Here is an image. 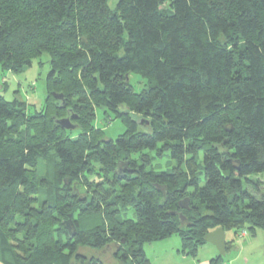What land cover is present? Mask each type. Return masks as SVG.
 <instances>
[{
	"label": "trees",
	"instance_id": "obj_1",
	"mask_svg": "<svg viewBox=\"0 0 264 264\" xmlns=\"http://www.w3.org/2000/svg\"><path fill=\"white\" fill-rule=\"evenodd\" d=\"M108 2L0 0V71L50 65L33 113L0 95L3 264H150L172 235L196 257L216 228L264 229V0Z\"/></svg>",
	"mask_w": 264,
	"mask_h": 264
},
{
	"label": "rangeland",
	"instance_id": "obj_2",
	"mask_svg": "<svg viewBox=\"0 0 264 264\" xmlns=\"http://www.w3.org/2000/svg\"><path fill=\"white\" fill-rule=\"evenodd\" d=\"M117 0H109L108 5L111 9L114 8ZM50 71V65L48 63V57L46 54H43L40 58L33 61L32 65L26 68L21 73H11L8 71L1 72L0 71V95H2L6 100H11L13 97H17L21 100H24L27 105L29 106V113L34 112V108L38 109L36 105L40 106L44 99V80L47 73ZM6 81V85L2 88L3 82ZM130 84L133 86L136 92H139L144 85V80L141 79L137 75H131L130 77ZM17 91V92H16ZM16 92V93H15ZM32 103H34L32 105ZM94 125L96 128H99L104 133V138L106 139H115L124 131L123 123L121 122L120 118L115 117L113 112H108V114H104L102 109L96 110V118L94 121ZM169 161V155L166 154L161 158H157L153 161V169L155 171H166L171 169L173 163ZM199 162H202V153L199 155ZM42 165V164H40ZM50 171V167H46L42 165L40 167V174L43 175L46 171ZM203 184V181H202ZM39 205L38 203L35 205ZM122 218H133L132 209L128 208L125 214L121 215ZM228 236L230 234H227ZM250 238V237H249ZM181 245L180 239L177 235H172L171 237L167 238L166 240H162L159 242H154L151 244L144 245V251L146 256L152 262L159 257L160 253L162 252L163 255H160V262L159 264H177L180 263V258L182 257V252L177 253L176 249ZM175 246H177L175 248ZM209 248L211 245H205ZM174 249V250H173ZM181 251V249H180ZM112 251L108 249L106 254V263L105 264H117L114 260H112ZM199 257H204L205 254L201 253ZM161 253V254H162ZM170 256L173 260L171 263L170 260L164 258L166 256ZM165 254V255H164ZM174 255V257H173ZM223 264H227L229 261V256L223 257ZM153 264V263H152Z\"/></svg>",
	"mask_w": 264,
	"mask_h": 264
},
{
	"label": "crops",
	"instance_id": "obj_3",
	"mask_svg": "<svg viewBox=\"0 0 264 264\" xmlns=\"http://www.w3.org/2000/svg\"><path fill=\"white\" fill-rule=\"evenodd\" d=\"M34 104V103H32ZM38 107V105H36ZM250 237V238H249ZM235 238V239H234ZM233 249L225 253L224 256H229V261L227 264H264V229H261L257 231L255 236H250L245 232L242 237L237 236V234H232L228 236L225 232V241L226 240H233ZM205 245H211L209 243ZM203 245L200 247L199 251L201 253H204V257H199L200 252L198 251L196 257L186 256L185 254H182L183 259H179L180 263L177 264H212L211 260L219 256L218 251L216 248L211 245L209 248L208 246ZM177 246H175L176 248ZM181 245L177 247L176 251L177 253L181 252ZM174 250V249H173ZM162 253V252H161ZM160 255L162 256L163 253ZM180 254V253H179ZM160 255L157 257L153 262L150 260V264H159L158 260H160ZM165 255V254H164ZM223 256V257H224ZM174 257V255H173ZM164 258H167L168 260L172 259L170 256L167 255L164 256ZM149 259V258H148ZM224 258L222 261L216 263V264H223ZM171 263H173V260H170ZM0 264H3L0 262ZM214 264V263H213Z\"/></svg>",
	"mask_w": 264,
	"mask_h": 264
},
{
	"label": "water",
	"instance_id": "obj_4",
	"mask_svg": "<svg viewBox=\"0 0 264 264\" xmlns=\"http://www.w3.org/2000/svg\"><path fill=\"white\" fill-rule=\"evenodd\" d=\"M60 98L61 96H57ZM58 124L64 129H73L74 125L70 122L69 118H63L58 121ZM182 207H187V200L180 202ZM203 241L213 245L218 251L220 256L226 253L225 232L222 228H216L203 237Z\"/></svg>",
	"mask_w": 264,
	"mask_h": 264
},
{
	"label": "built area",
	"instance_id": "obj_5",
	"mask_svg": "<svg viewBox=\"0 0 264 264\" xmlns=\"http://www.w3.org/2000/svg\"><path fill=\"white\" fill-rule=\"evenodd\" d=\"M244 234H245V232L240 233V237H242V235H244Z\"/></svg>",
	"mask_w": 264,
	"mask_h": 264
}]
</instances>
